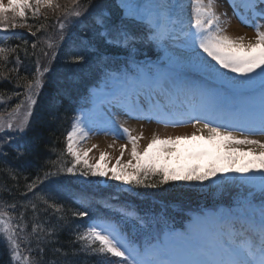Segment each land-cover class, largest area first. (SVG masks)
Listing matches in <instances>:
<instances>
[{"label":"snow or ice","instance_id":"1","mask_svg":"<svg viewBox=\"0 0 264 264\" xmlns=\"http://www.w3.org/2000/svg\"><path fill=\"white\" fill-rule=\"evenodd\" d=\"M72 3L74 7L69 10L55 0H0V78L8 79V71L17 73V87L22 79L18 76L22 63L18 53H29L20 45L7 43L10 38L22 39L9 30L28 28L36 36L34 25L26 22L29 14L34 19L42 15L46 18L48 12L62 17L57 19L58 42L48 44L50 51L43 52L47 62L41 63L37 56L32 80L23 85L28 97L24 112L20 113L18 105L13 110L18 117L15 122L0 118V151L30 126L34 97L53 71L58 49L69 39L66 32L83 25L75 45L79 50H69L66 64L87 63L85 53L93 50L99 56L100 45L125 57L122 68H114L107 57L98 58L101 76L88 94L91 107L81 108L73 116L65 146L57 159L50 161L51 169L26 183L31 198L25 193L26 200L19 207L32 209L31 232L26 231L24 212L13 217L9 208L15 211L16 205L0 203V243L7 248L9 264H48L43 256L46 244L54 253L61 251L51 238L58 236V229L63 230L66 216L55 193L45 185L64 175L89 182H93L90 178H104L125 186L129 193L137 189L166 191V186L197 192L222 191L230 184L245 189L234 207L196 217L182 232L175 231L165 215L140 214L116 197L105 202L107 214L103 217H90L91 204L82 201L81 208L70 209L76 218H89L74 230L73 243L79 242V252L116 258L114 264H264V140L250 138L264 137V24L250 25L255 38L245 41L243 36L225 34L222 24L226 21L215 10L216 0H191L187 27L177 11L179 6L171 0H116L114 13L94 0ZM258 4H264V0H242L254 19L264 20V11L257 12ZM232 7L235 13V3ZM144 45L159 48L165 63L139 61L140 46ZM32 48L35 50L37 44ZM12 56L15 63L9 70L6 66ZM188 73L201 78L189 79ZM180 96L184 99L177 105ZM121 115L155 121L165 128L191 124L196 131L163 138L153 132L140 147L143 133L132 135L125 126L127 119H118ZM100 133L111 136L113 144L126 140L119 145V156L111 166L104 152L90 163L91 149L81 146L82 141ZM181 141L203 143L181 152L177 147ZM65 155L71 158L70 166L59 165ZM9 171L15 178L14 170ZM128 226L145 236L143 244L128 239L124 231Z\"/></svg>","mask_w":264,"mask_h":264},{"label":"trees","instance_id":"2","mask_svg":"<svg viewBox=\"0 0 264 264\" xmlns=\"http://www.w3.org/2000/svg\"><path fill=\"white\" fill-rule=\"evenodd\" d=\"M77 2L87 4L88 0H77ZM94 2L97 5L106 6L113 13L116 11V0H94ZM57 3L66 6L69 10L74 7L72 0H58ZM95 11V9L92 10V12ZM58 18L62 19L59 14L52 12H48L46 18L42 15L39 19H34L29 14L26 22L34 25L32 31L36 32V36H32L27 31L28 28H18L16 34L22 39H8L7 43L10 46L20 45L21 48H26L29 55L25 56L24 51L18 53L22 62L18 69V76L22 78L19 80L20 87L16 86L17 73L8 71L6 72L8 79L0 78V117L10 118L9 115H13V119L16 120L18 117L13 110L18 105L20 106V113L24 112L28 97L24 94L23 85L32 80L37 56L40 57L41 63H46L43 52L50 51L48 44L58 42L60 31L57 23ZM90 19L91 15L89 16ZM113 19L116 17L113 16ZM82 31L83 25H79L73 28L70 33L66 32L69 39L63 47L58 49L59 55L51 65L53 71L46 77L45 86L38 90L34 97L36 102L32 106L29 117L30 126L24 134L17 135V138L11 141L10 145H3V151H0V203L7 201L9 206L16 205L15 211L9 208L13 217H18L20 212L25 213L28 224L26 231L29 233L32 228V209L30 206L26 210L19 207L26 200V183L30 182L36 174L43 175V171L51 169L50 161L56 160L65 146V136L71 128L73 116L79 113L81 108L91 106L87 103L88 94L101 76L97 68L98 58L107 57L112 61L114 68L117 65L123 67L124 55L117 54L113 48L103 45L99 46V56L93 50L85 53L87 63L66 64L65 57L69 50H79L75 45L78 43ZM25 41L28 43L25 44ZM33 43L37 44L35 50L32 48ZM163 56L164 53L159 48L144 45L140 46L137 59L154 63L163 59ZM14 63L15 56H12L6 66L7 69H12ZM6 134L16 135L15 133ZM18 148L19 152L17 151ZM70 160L71 158L65 155L59 165L70 166ZM9 169L14 170L15 178ZM90 180L93 182L64 175L58 181H52L45 185L46 188L55 193L57 202L64 208L62 215L66 216V219L62 221L63 230L58 229V236L51 238L56 240V247L60 248L61 251L54 253L53 248L45 245L43 256L48 264H53V262L63 264L65 261L68 264H109L111 261L114 264L116 258L102 254L93 255L79 252V242L73 243L76 226L86 224L89 221L88 217L83 220L74 217L70 211V209L81 208L82 201L91 204V208L88 209L90 217H103L107 214L104 208L105 202L116 197L118 201L140 214H163L168 218V223L173 229L184 231L188 228V223L193 214H199L203 209L210 208L219 211L234 207L240 194L245 192V189L239 185L230 184L222 191L204 190L197 192L189 191L186 188L166 186V191L137 189L129 193L128 189L118 182L109 181L103 185L102 178H90ZM97 180L99 181L98 184L94 182ZM137 192L140 194L137 195ZM27 197L31 198V193H27ZM35 202L39 207H44L39 201ZM124 231L128 239L143 244L145 236L138 233L136 228L128 226ZM33 245H35V241H33ZM0 264H9V253L3 243H0Z\"/></svg>","mask_w":264,"mask_h":264},{"label":"bare ground","instance_id":"3","mask_svg":"<svg viewBox=\"0 0 264 264\" xmlns=\"http://www.w3.org/2000/svg\"><path fill=\"white\" fill-rule=\"evenodd\" d=\"M186 0L180 2L183 3L184 6L183 7H179L177 8V11L179 12L180 10V14H182L181 19L183 21V25L188 23L191 19V15L188 13V7H187V2H185ZM220 4L216 5V12L218 13V15L221 16L222 21H226L224 24L226 26V31H233V28L238 26L240 27V18L243 17L241 13L239 12H231L229 10V4L226 0H217ZM239 1V0H238ZM221 5L225 6V7H221ZM223 13H226L227 15L224 16ZM232 20V21H231ZM243 27V26H242ZM244 32H247V39H245V41H251L253 38V33L249 28L247 27H243ZM228 35V33H227ZM184 97L180 96L176 103L177 105H179L180 103L183 102ZM182 101V102H181ZM127 118V117H125ZM127 127H129L130 130H132V135L136 136L141 134V132L143 133V137L144 139L139 141L140 147H143L146 145V143L148 142V140L150 139L151 135L153 132H155L156 134L160 135L162 138L166 137L168 135H172V136H176V135H191L193 132L196 131V129H193L191 125L186 126V128L184 129H177V127H167L165 128L162 124H157L156 122H147V121H137L135 119H127V123H126ZM89 140H91L90 138L82 141L81 142V146L83 149H87V147H89ZM264 140V139H261ZM199 143L200 141H181V143ZM93 144L96 145L95 147V151L94 154H98L99 152H104L107 153V155L110 157L109 160V164H112V161H114L116 159V157L119 156V145L120 144H126V142H122L121 140H117L115 142V144H113L112 138H108L105 139L104 137L101 136H97V138H94L93 140ZM179 144V145H180ZM109 145H112L111 147H109ZM130 145H127V149H130ZM128 159V155H127V151L125 153V156L123 157V160H127ZM212 215V214H210Z\"/></svg>","mask_w":264,"mask_h":264},{"label":"rangeland","instance_id":"4","mask_svg":"<svg viewBox=\"0 0 264 264\" xmlns=\"http://www.w3.org/2000/svg\"><path fill=\"white\" fill-rule=\"evenodd\" d=\"M182 1H184V0H171V3H173V4H175V5H178L179 7L181 6V7H183L184 6V4L183 3H180V2H182ZM186 1H190L191 2V0H186ZM185 1V2H186ZM227 2H228V4H229V10L231 11V12H233L234 10H233V7H232V4L233 3H235V5H236V11L237 12H239V13H241L242 14V16L243 17H241L240 18V27H238V26H236V27H234L233 28V31L231 32V31H226V26H225V24L223 23L222 24V27L225 29V34L227 35V33H228V36H230V37H232V38H237V37H240V36H243L245 39H247V32H244V29L245 28H243V27H247V28H249L252 32H254L253 33V38H252V40H254V38H255V30H254V27L253 26H250V25H253V24H255V23H261V24H264V20H261V19H259V17H256L255 19L253 18V16H252V13L250 12V11H246L245 9H244V7L242 6V0H226ZM5 2H6V0H5ZM217 4H220L217 0H216V5ZM189 5L187 4V7H188ZM178 7V8H179ZM221 7H225V6H223V5H221ZM260 11H264V4H258L257 5V12H260ZM179 13H180V10H179ZM218 14V13H217ZM224 14V13H223ZM181 16H182V14H180ZM222 20V19H221ZM232 21V20H231ZM245 21H247V23L245 22ZM243 26V27H242ZM262 31H264V28H262L261 29ZM188 75V78L189 79H193V80H196V79H200L201 77L199 76V74H196V75H194V74H191V73H188L187 74ZM194 75V76H193ZM182 102V101H181ZM9 119H11L13 122H14V119H13V115H11L10 116V118ZM120 121H123V120H126L127 118H125V116H123V115H121L119 118H118ZM5 121H7L8 119H4ZM189 125H191V124H189ZM189 125H186V126H189ZM125 126H127V125H125ZM186 126H180V127H177V129H184V128H186ZM97 136H101V137H104L105 139H108V138H111V136H105V135H103V133H100V134H98V135H92L91 137H90V139L91 140H89V147H87V149H91V151L89 152V161H90V163H95L98 159H99V157H100V154H101V152H99L97 155L96 154H94V151H95V148H93L92 146L94 145L93 144V140H94V138H97ZM250 138H253V139H259V140H261V139H264V137H261V136H253V137H250ZM122 142H126V140H124V139H120ZM203 142H199V143H181L180 145H178L177 147L180 149V151L181 152H183V151H185V150H187V149H191V148H194V147H196V146H199V145H201ZM126 161V160H125ZM115 163V160L114 161H112V164H114ZM112 164H109V166H111ZM103 180H104V184H106L108 181L106 180V179H104V178H102ZM212 213V212H211ZM210 212H208V211H206V212H204L203 213V215H193V217H192V220L194 219V218H196V217H200V216H210V214H211ZM213 214V213H212ZM191 226V224L189 223V227ZM177 232H180V231H177Z\"/></svg>","mask_w":264,"mask_h":264}]
</instances>
